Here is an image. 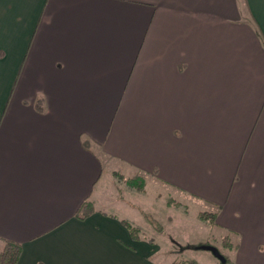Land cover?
Here are the masks:
<instances>
[{
    "label": "crops",
    "instance_id": "0c3cea01",
    "mask_svg": "<svg viewBox=\"0 0 264 264\" xmlns=\"http://www.w3.org/2000/svg\"><path fill=\"white\" fill-rule=\"evenodd\" d=\"M122 163L218 207L235 264H264V0H0V251L172 264L112 207Z\"/></svg>",
    "mask_w": 264,
    "mask_h": 264
},
{
    "label": "rangeland",
    "instance_id": "374dc122",
    "mask_svg": "<svg viewBox=\"0 0 264 264\" xmlns=\"http://www.w3.org/2000/svg\"><path fill=\"white\" fill-rule=\"evenodd\" d=\"M115 167L124 178L118 180H112L110 176L107 178V192L113 194L110 202L114 203L112 207L115 213L118 212L136 221L140 219V222L142 218L147 221L149 219L148 224L140 225V236L145 239L149 237L155 239L154 242L161 247V252L167 254L165 259L174 260L177 264H181L182 259H188L193 264H223L213 256L211 251L190 247L181 248L183 245L210 242L228 257L227 264H235L238 253L236 248L224 247L222 240L228 235L229 241L232 244L236 243L238 241L236 233L226 231L217 225V213L213 224L208 220L197 219L202 212H217L218 207H208L191 198H184L183 193L157 180L150 181L145 185L143 192L137 193L125 184V179L134 175L132 169L123 163L116 164ZM151 221H153L152 224H150ZM158 226L161 230H156Z\"/></svg>",
    "mask_w": 264,
    "mask_h": 264
},
{
    "label": "trees",
    "instance_id": "16d2710c",
    "mask_svg": "<svg viewBox=\"0 0 264 264\" xmlns=\"http://www.w3.org/2000/svg\"><path fill=\"white\" fill-rule=\"evenodd\" d=\"M85 146H86V144H85ZM125 184L130 189H132L133 191H136V192H143L144 188H145V181L142 178V176H140V175H134L132 177L125 179ZM94 211H95V208H94L93 202L88 200V199H84L82 201V203L80 204V206L78 207L75 216L77 217V219L83 220L86 217H88L89 215H91L92 213H94ZM215 214H216V212H202L199 214V218L203 221L208 220L211 224H213ZM153 221H151L150 224H152ZM148 222H150L149 219H148ZM121 223L129 230V232L133 238H139L141 231L139 230L138 226L133 225L131 222H129L126 219H122ZM156 230H161V228L158 226V228H156ZM222 245L226 248H231V247L236 248L237 247V244H235V243L232 244L229 241L228 235L223 237ZM204 246L215 247L217 249L218 253L222 256V258L218 259L215 255H213V256L216 257L220 263L227 264L229 262L228 257H226L224 254H222L220 252V250L210 242H199L197 244L188 245V246L183 245V246H181V248L190 247L192 249L206 250V249H204ZM21 251H22L21 244L14 242V241H11V240H6L2 250L0 251V264H17L19 257L21 255ZM188 261L189 260H187V264H193L191 261H189V262ZM180 262H183V261H180ZM172 264H177V262L174 261Z\"/></svg>",
    "mask_w": 264,
    "mask_h": 264
},
{
    "label": "water",
    "instance_id": "95a60500",
    "mask_svg": "<svg viewBox=\"0 0 264 264\" xmlns=\"http://www.w3.org/2000/svg\"><path fill=\"white\" fill-rule=\"evenodd\" d=\"M204 249L211 251L213 253V255H215L218 259L222 258V256L218 253V251L215 247L204 246Z\"/></svg>",
    "mask_w": 264,
    "mask_h": 264
}]
</instances>
